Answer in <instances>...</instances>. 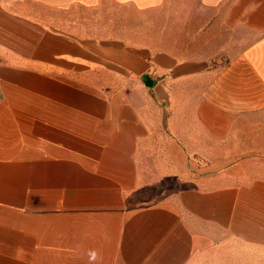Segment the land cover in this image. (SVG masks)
Returning a JSON list of instances; mask_svg holds the SVG:
<instances>
[{
    "label": "crops",
    "instance_id": "1",
    "mask_svg": "<svg viewBox=\"0 0 264 264\" xmlns=\"http://www.w3.org/2000/svg\"><path fill=\"white\" fill-rule=\"evenodd\" d=\"M185 1L180 49L63 30L104 0H0V264H264V0Z\"/></svg>",
    "mask_w": 264,
    "mask_h": 264
},
{
    "label": "rangeland",
    "instance_id": "2",
    "mask_svg": "<svg viewBox=\"0 0 264 264\" xmlns=\"http://www.w3.org/2000/svg\"><path fill=\"white\" fill-rule=\"evenodd\" d=\"M185 0H170L161 11H135L117 5L116 3L104 0L98 8H80L79 11L65 12L62 15L64 29L68 33L75 32L80 36H106L107 34L136 35L143 34L146 44L153 46L152 41H156V48H163L168 44L163 43L167 39H173L172 46L183 49L185 46L186 33L189 32V39H200L202 20L191 19L190 14L186 13ZM189 8V7H188ZM138 20V22H137ZM144 21L141 24V21ZM139 24V27H136ZM143 25V26H142ZM160 39H153V38ZM49 44L56 39H48ZM80 40V46L84 49H91V39ZM96 49V47H94ZM98 51V50H97ZM95 52V50H93ZM94 57H84L76 59L81 61L82 66L93 65ZM101 66V65H100ZM97 66L92 73L82 70L79 76L81 80H91L102 86L107 87V78L104 66ZM76 77V76H75ZM153 182V181H149ZM164 182V183H163ZM167 185V178L161 177L153 182L154 186H147L138 192V195L148 197L161 196L162 184Z\"/></svg>",
    "mask_w": 264,
    "mask_h": 264
}]
</instances>
